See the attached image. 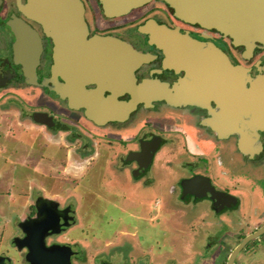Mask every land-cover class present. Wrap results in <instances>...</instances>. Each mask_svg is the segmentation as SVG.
Instances as JSON below:
<instances>
[{
  "label": "flooded vegetation",
  "instance_id": "obj_1",
  "mask_svg": "<svg viewBox=\"0 0 264 264\" xmlns=\"http://www.w3.org/2000/svg\"><path fill=\"white\" fill-rule=\"evenodd\" d=\"M25 1L0 0V76L5 78L0 89L8 87L17 94L19 89L27 87L39 90L31 101L19 94L32 109L19 111L20 119L25 118L31 125L25 127L21 120L17 121V126L27 133H33L35 139L42 138L44 146L38 154L39 158L52 153L56 159L47 160L46 167L40 171L46 174L42 176L45 185L40 187L41 192L31 193V210L15 225L18 233L11 237L9 243L17 252L10 255L7 247V251H4L7 253H0V257H6L9 264H31L26 256L27 248L18 244L25 237L26 230L30 229L31 218L41 217L48 227L44 235L45 246H67L69 264H143V260L137 256H130L129 259L128 256L120 255L116 260L109 261L108 256L93 251L92 241L96 242L98 234H90L89 242L86 240L90 223H84L81 230L75 225L76 217L86 214L87 208L90 209L99 201L114 207L112 201L125 198L127 192L129 195L137 190L148 192L145 200L160 197L161 209L173 207L176 201L183 206H195L205 201L209 210L216 215L233 208L218 210L208 195H197L204 184L195 180L188 182L195 176L204 177L214 189L229 193L212 179L207 157L190 147H212V154H216L220 163L229 156V152L222 147H238L236 131L232 130L229 123V127L223 126L225 121L216 115L221 108L222 98H209V91L203 85L198 88L199 81L195 76L192 77L191 72H197V78L206 77L207 69L203 72L202 67L198 73L193 67H198V61L202 59L201 50L212 45L223 52L232 64L247 67L250 77L264 74V44L256 42L250 51H246L244 45L233 44L230 37L215 29L178 18L162 0H150L116 17L104 15L98 0H81L89 35L113 36L130 44L135 50L134 57L130 61L128 58L125 60L129 66H125L124 59L119 58L120 67L100 72L133 85L136 89L109 90L105 88L107 81L98 84L93 79L84 84V89L98 90L101 101L98 98L90 99L93 103L91 107L86 105V98L77 96L75 106L71 107L65 89L66 73L63 70L55 77L52 74L51 40L43 34L38 23L21 11L20 6ZM18 24L30 26L40 39L41 49L33 77H26L22 64L15 61L14 45L17 36L14 29ZM190 40L201 46L191 47ZM129 101H135L131 108L127 105ZM122 131L128 133L122 134ZM258 132L264 147V130ZM11 135L16 137L14 131ZM65 147H69L70 151ZM151 147L157 148H154L148 161ZM162 147H185L184 152L194 155L197 161H186L181 166L186 170L185 174L172 181V176H167L163 168L155 167L156 156ZM68 156L87 165L79 176L62 177L72 182L75 188L77 186L80 189L83 184L92 186L88 176L97 165L99 175H103L106 170L105 174L110 177L108 171L115 170L118 173L116 183L122 190L113 191L106 186L104 192L91 191L89 195L82 193L79 199L72 192L65 194L64 190L49 192L56 177H48L47 174L60 172L58 168L66 166L65 159ZM199 166L202 170H198ZM105 179L109 178L105 175ZM182 180L187 181L181 184ZM107 185L112 186L109 180ZM86 198L88 202L83 204ZM116 208L120 211V208ZM22 221L25 222L21 225ZM75 228L82 233H71ZM215 242L217 245L221 243L210 239L203 244L206 253H210V244Z\"/></svg>",
  "mask_w": 264,
  "mask_h": 264
},
{
  "label": "water",
  "instance_id": "obj_2",
  "mask_svg": "<svg viewBox=\"0 0 264 264\" xmlns=\"http://www.w3.org/2000/svg\"><path fill=\"white\" fill-rule=\"evenodd\" d=\"M101 10L108 17H116L128 13L150 0H98ZM173 9L178 18L197 23L208 29H215L231 38L235 45H244L250 51L256 42L264 44V0H162ZM21 11L38 23L43 34L52 43L51 72L54 77L64 70L70 106H75V97L86 98L88 106L93 105L90 99L98 98V90H85L84 84L93 79L100 84L107 81L105 88L136 89L135 86L119 81L113 76L103 75L100 71L120 67L123 58L125 66L127 58L134 57L133 47L109 35H89L88 25L84 19V6L81 0H26L20 6ZM12 26V24L10 23ZM14 32L17 36L14 45L15 61L22 64L26 77L34 76L35 65L41 49L40 39L27 24H18ZM191 47H200L190 40ZM198 67L193 69L200 73L201 68L207 69L206 77L197 78L194 71L192 77L199 81L198 88L209 91V98L221 97L220 110L216 112L223 126L232 127L237 133L238 149L251 157L262 149L259 130H264V74L254 77L248 75V68L242 64H232L227 56L212 45L201 50ZM203 65V66H202ZM129 66V64H127ZM106 74V73H105ZM201 75V74H200ZM5 78L0 76V85ZM248 82V83H247ZM102 89V88H100ZM57 91V87L55 88ZM139 92V90H138ZM97 95V96H96ZM135 101H129V108ZM44 122V121H42ZM228 126V127H229ZM217 128V127H216ZM154 148L151 147L148 161ZM206 178L195 176V180L204 184L197 192L199 196L208 195L214 206L220 210L233 207L237 198L227 192L214 189ZM187 180H182L183 184ZM25 221L21 222V225ZM31 227L26 230L25 237L18 246L27 248V258L31 264H69V248L67 246L44 244L47 222L41 217L31 218ZM58 225V224H57ZM56 225V226H57ZM49 231V230H48ZM52 231H57L53 229ZM264 232V225L244 235L230 251L226 264H233L238 252L252 239ZM0 264H9L6 257H0Z\"/></svg>",
  "mask_w": 264,
  "mask_h": 264
},
{
  "label": "crops",
  "instance_id": "obj_3",
  "mask_svg": "<svg viewBox=\"0 0 264 264\" xmlns=\"http://www.w3.org/2000/svg\"><path fill=\"white\" fill-rule=\"evenodd\" d=\"M24 126L28 127L31 124L30 123H23ZM19 127V126H18ZM23 132L24 135V143L22 147H42L43 141L42 138L35 139L33 133H27L26 130L19 129ZM19 133V132H18ZM16 135H19V134ZM12 142L9 143L12 145L11 147H21L20 143L17 141V136L13 137ZM47 138V137H46ZM11 140V139H10ZM19 140V139H18ZM35 140L38 142V145H36ZM40 140V143H39ZM45 140V139H43ZM15 143H18V145H15ZM27 146H24V145ZM44 146V145H43ZM196 147H194L195 149ZM222 149H226L229 152L228 158L223 159V162L220 163L217 159L216 154L212 155V160L210 159L209 152L207 151H199V153H202V155L207 157L209 165V174L212 179L221 187L224 189H227L229 193L234 195L237 198V204L233 206V208L226 210L222 214L216 215L211 210H209L208 206L206 205L207 202L201 201L197 203L195 206L187 205L183 206L180 203L174 204L173 209H161L160 202H162V199L160 197H151L148 200V204L143 199L139 203L137 201V204L139 205V211H135L137 222H139L136 226L133 225L131 230H129L125 225H121L119 229L113 231L111 235H103L98 233V236L96 238L97 245H94L93 251L96 253H103L104 255L108 256L110 258L109 261L116 260L115 258L117 256H128L130 259V256H137L141 260H143V264H223L226 261V258L228 257L230 251L235 247L240 239L255 230L258 227H261L264 225V147H262L261 150H259L257 153H254L251 157L243 154L238 147H222ZM198 152V151H196ZM50 155H53L52 153H48ZM49 156V155H48ZM41 160L38 161V168L46 167L41 164L44 163V161L47 162V160H44V158H40ZM66 160V166L65 167H59L60 169L59 175L61 177L63 176H79L81 175L85 168L86 164L83 162L79 163L76 162V158L73 156H70L65 159ZM213 161L222 172H225L228 170V168H233L234 171H239L238 176L235 180L239 181V184H252L251 188H238V189H232L226 186V184L220 185L218 178L216 177L215 173L211 170L210 162ZM251 164V165H248ZM44 165H47L44 164ZM201 167V166H200ZM250 168L251 173L254 174L256 177V180H250L246 179L245 176L241 177V170L245 168ZM202 168V167H201ZM201 168H198V170H202ZM227 169V170H225ZM106 170L104 171L103 175H100L101 180L105 181V187H110L113 191H116V187L119 186L118 183L112 181L115 179L118 174L115 170L108 171L110 177H107V174H105ZM186 170L182 167H178L174 176H172L171 180L173 181L177 176L185 174ZM54 174H57L56 171H54ZM109 178V180L112 184V186L107 185V180L105 179ZM58 176V174H57ZM227 184L228 181H223ZM52 188L55 190L57 189L58 192L61 190H64L65 194H69V192L79 199L82 193H84L83 189L86 188L89 190L88 194L91 191L95 192V189L92 186L89 185H81L80 189L74 187H68V183L57 181V178L51 183ZM137 186V185H136ZM138 187L140 185L138 184ZM83 188V189H82ZM50 189V188H49ZM48 189V191H49ZM121 189V188H120ZM51 190V189H50ZM60 190V191H59ZM122 190V189H121ZM120 190V191H121ZM52 193V192H51ZM80 194V196H79ZM125 198L121 197L118 199H115L114 202H112V205L114 207L120 208V211L123 212L125 205L130 204L129 200V194H125ZM149 195L148 192L145 193V196L147 197ZM145 198V197H144ZM161 199V200H160ZM130 203H129V202ZM128 202V203H127ZM134 205V204H133ZM147 205V206H146ZM160 209H159V206ZM206 205V206H205ZM158 209V210H157ZM179 210V212H178ZM209 212H211V215H215L217 218H209ZM157 215L159 216H165V215H173L176 216V218H179V220H175L172 224L171 217L170 219H167L165 221H169L168 226L170 227L169 231H174V234L181 235L182 232L185 230L190 231L189 239L182 238L179 236H174L171 238V240H166L164 242V246H162V249H158L161 245L158 243V239L156 234H153L152 237H145V230L144 225L147 222H151L155 218H157ZM162 220V218H161ZM164 221V220H162ZM189 221V224L185 225V229L183 228V222ZM193 221H196L192 223ZM141 224V225H140ZM194 224V226H193ZM76 227L81 229L83 226V223L79 220L76 224ZM172 225V226H171ZM189 225V226H188ZM172 227V228H171ZM141 228V229H140ZM137 230V231H135ZM198 230L205 231L206 235V241H209L210 239L213 240H219L221 243L217 245V243L210 244V253H206L203 249V244L206 243L203 242L201 246H196V239L193 240V235L199 234ZM218 232L220 235L217 237L209 236V232ZM143 232V233H142ZM153 233V232H152ZM163 241V240H162ZM80 242H82L80 240ZM246 248L252 251H259V253H264V232L259 235L258 237L250 240L247 245H245ZM248 246H254L248 247ZM202 247V248H200ZM92 248V247H91ZM180 253L177 258L174 257L173 253L175 249H178ZM203 249V250H201ZM89 250V249H88ZM243 250V249H242ZM241 251V250H240ZM238 252V254L240 253ZM212 253V254H211ZM215 253V254H214ZM92 254V252H91ZM235 257V261L233 264L236 263L237 256ZM213 255V256H212ZM132 259V258H131ZM264 259L258 260L259 262L263 261ZM259 262H257L259 264Z\"/></svg>",
  "mask_w": 264,
  "mask_h": 264
},
{
  "label": "rangeland",
  "instance_id": "obj_4",
  "mask_svg": "<svg viewBox=\"0 0 264 264\" xmlns=\"http://www.w3.org/2000/svg\"><path fill=\"white\" fill-rule=\"evenodd\" d=\"M17 92L20 95L24 96L25 99L31 101L34 100L36 95H38L39 90L27 87L24 89H19ZM19 94L15 93L14 90H11L8 87L0 89V253H7L4 251H7L6 248L8 247L10 255H14L15 252H17V249H13L11 243H9L11 237L14 234L18 233L17 229L15 228V225L19 220L24 219L26 215L30 212L33 203V199L31 198V193L34 191H38V192L42 191L40 187L45 185L43 180L44 178H42V176L46 175L40 172L44 169V167L43 169L37 167L38 165L37 161L41 160L39 158V155L43 147H22L24 143V135L23 132L19 130L20 128L17 126V121L23 120L22 124L23 123L27 124L28 122L25 118L20 119L21 117L19 115V111L22 110L30 111L32 109V106L26 104L24 100L19 96ZM13 131L15 135L19 132L18 133L19 135H16L18 137L17 141L20 143V145L22 144L21 147H16V149L15 147H11L12 145L9 144L12 142L11 136H14L11 135ZM15 131H17V133ZM125 132L122 131L121 133L124 134ZM190 141L191 140H189V142ZM34 143L38 145V142L36 140ZM15 144L18 145V143ZM24 146L27 145L25 144ZM65 149L69 150V147H65ZM190 149L198 152L201 150L207 151L209 152L210 159L212 160L213 158L212 147H196L195 149L194 147H190ZM184 150L185 147H162L156 156L155 167L160 166L161 168H163L167 176H174L177 168L184 165L186 161H195V162L197 161L194 155L190 153H185ZM48 155L49 156L45 155V157L44 156L42 157L44 158L43 161L50 160L51 158L56 159V156L54 157L53 155L50 154ZM46 163L47 162L44 161V163L41 165L46 166L44 165ZM25 165H27L28 167ZM197 165H200V163H197ZM210 165H211V170L213 173H215L220 185L224 183L226 184L227 187L232 189H238V188L243 189V187L251 188L252 184L249 183L239 184V181L235 180L239 174L238 173L239 171L237 170L234 171L233 168H228V170L225 169L227 171L222 172L221 169L213 161L210 162ZM198 168L201 167L199 166ZM98 170L99 167L96 165L95 167L92 168V170H90V174L88 177L92 187L95 189V192L96 191L104 192L103 189L105 188L104 185L105 181L101 180L100 177L101 174L99 175ZM31 172H33L35 175L32 176ZM57 174L48 173L47 175L48 177L53 175L54 177L58 178L57 181L60 182H62L63 180L65 183H68L67 186L70 188L74 187L73 183L68 182V179L66 180L62 178L59 175V172H57ZM240 174L241 177L245 176L246 179L248 178L250 180L252 179L256 180L257 177L251 173V170L248 167L242 169ZM114 180L115 179H113L112 181ZM116 180L114 182H116ZM223 181H228L229 184ZM263 185H264V180H263ZM49 188L51 189L49 190V192L58 191L57 189L55 190V188L53 189L52 186ZM120 188H121L120 186H117L116 190L120 191L121 190ZM83 191L84 193H87L89 190L86 188L85 190L83 189ZM49 192L47 193L49 194ZM116 197L117 196L113 198ZM128 198L131 203L128 201L130 204L125 205L123 212L119 211V209H117L116 207H112L110 205H104V202L99 201L93 207L91 206L90 209L87 208L86 214L82 215L83 217L82 216L80 217L79 215L76 217L75 223H77L79 220L80 221L82 220L84 222L81 223L83 224L90 223L91 225L89 230L86 232L87 235L86 240H88V242L90 240V236H89L90 234H98L100 232V234H103L105 236L109 234L111 235V233L119 229L121 225H125L129 230H131L133 225L136 226L139 223L136 221L137 217L135 213L136 210L137 212L139 211V207H138L139 205L137 204V201L140 203L142 199L145 200L147 197L145 196L144 191L137 190L133 195L130 194ZM86 200L85 199L83 200V204L84 203L87 204L88 200L87 201ZM145 201L148 204L149 200H145ZM112 202H114V200ZM99 208L102 210H99ZM104 208H106L105 211H103ZM170 208L173 209L172 206H170L168 209ZM168 216L169 215H165L161 217L157 215V218H155L151 222L148 223L146 222L143 229L145 230L144 232L146 233L145 237L150 238L152 237L153 234H156L157 236L156 239H158V243L159 245H161L158 248L160 250L162 249V246L165 245L164 242L166 240H171V238H173L175 235L178 236V234H174L175 233L174 231L172 232L169 231L170 230V227L168 226L169 221L167 222L165 220L170 219L169 217H171L172 218L171 222L172 224H174L173 222H175V220L178 221L179 218H176V216L173 215H170L169 217ZM208 216L209 218H214V219L217 218L214 214L211 215V212H209ZM161 218L164 221H162ZM194 222L196 221H193L192 223ZM187 224H189V221H185V223L183 222L184 229H185L184 226ZM74 232L78 233L80 231L77 228H75L74 230H72L71 233ZM198 232L199 234L193 235V240L196 239L195 241L196 246L197 245L201 246L202 243L206 241L207 237L205 235V231L201 233V231L198 230ZM81 233L82 232L78 234ZM208 235L209 236L211 235L214 238L220 234L216 231L214 232L212 231L209 232ZM179 236L182 237L183 239L184 238L189 239L190 231L185 230ZM179 236L177 239H179ZM81 243L83 244V242ZM92 244L97 245L98 243L92 241ZM248 247L254 248V246H248ZM179 253H180V248L179 251L178 249H175L173 253L174 257L177 258L179 256ZM260 259H264V253L260 254L259 251L251 252V250L249 249H243L238 254L235 264H258L257 262H259L258 260ZM13 262L17 263V261H13ZM259 264H264V260L259 262Z\"/></svg>",
  "mask_w": 264,
  "mask_h": 264
}]
</instances>
